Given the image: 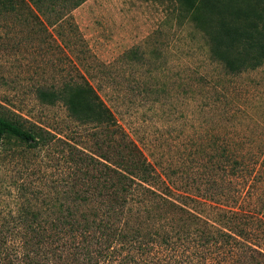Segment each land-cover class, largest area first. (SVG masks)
Returning <instances> with one entry per match:
<instances>
[{"label":"rangeland","instance_id":"1","mask_svg":"<svg viewBox=\"0 0 264 264\" xmlns=\"http://www.w3.org/2000/svg\"><path fill=\"white\" fill-rule=\"evenodd\" d=\"M180 11L174 0H86L62 26H49L28 2L0 7V109L94 150L102 132L85 133L62 102L37 97L38 88L80 71L162 177L198 198L195 208L210 218L241 192L234 173L223 184L225 146L246 154L247 163L257 159L234 206L248 210L253 242L264 250V64L229 74L211 58L207 35ZM69 150L57 141L21 157L0 147V198H15L25 179L44 188L57 182L69 172L63 157ZM223 187L230 198L219 194ZM211 188L210 196L219 195L207 196ZM145 246L119 243L99 264H175L167 246L155 244L151 252ZM49 264L66 263L55 257Z\"/></svg>","mask_w":264,"mask_h":264},{"label":"trees","instance_id":"2","mask_svg":"<svg viewBox=\"0 0 264 264\" xmlns=\"http://www.w3.org/2000/svg\"><path fill=\"white\" fill-rule=\"evenodd\" d=\"M85 1L0 0V7L28 2L49 26H62ZM174 1L207 35L211 58L229 74L264 64V0ZM77 73L56 86L38 88L37 97L45 104L62 102L85 133L102 132L94 150L64 141L52 130L30 128L0 109L1 149L26 157L63 141L70 148L63 157L71 164L69 172L46 188L25 179L15 198H0V264H49L55 257L66 264H99L127 240L139 241L148 252L155 244L167 246L175 264H264V250L253 242L252 217L234 206L258 160L247 163L246 154L225 146L223 184H231L234 173L241 192L210 218L195 208L198 198L177 191L162 177L90 80ZM219 191L210 197H231L224 187Z\"/></svg>","mask_w":264,"mask_h":264}]
</instances>
